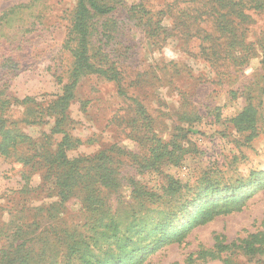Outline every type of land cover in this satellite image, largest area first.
<instances>
[{
	"label": "rangeland",
	"instance_id": "obj_1",
	"mask_svg": "<svg viewBox=\"0 0 264 264\" xmlns=\"http://www.w3.org/2000/svg\"><path fill=\"white\" fill-rule=\"evenodd\" d=\"M99 2L0 0V264H264V0Z\"/></svg>",
	"mask_w": 264,
	"mask_h": 264
},
{
	"label": "trees",
	"instance_id": "obj_2",
	"mask_svg": "<svg viewBox=\"0 0 264 264\" xmlns=\"http://www.w3.org/2000/svg\"><path fill=\"white\" fill-rule=\"evenodd\" d=\"M78 4L76 6V11H75V16H74V27L73 30L75 31V34L78 35L79 39H80V45L84 48L85 50V45H83V42L85 40V37L87 35V18L89 16V13L91 11H94L98 14H107L111 11L112 8H109L107 6H101L99 0H77ZM228 31V30H227ZM228 45H230L231 47L233 46V42H230V44L228 43ZM212 51L216 53L217 56H220L221 54L217 51V49H215V46H212ZM229 49V47H228ZM214 53V54H215ZM77 64H78V68L79 69H84V67H87L88 69H90L91 67H89L88 65H86L87 63V59H86V55L84 53V51H82L81 53H78L77 55ZM93 68V67H92ZM94 70V69H93ZM112 77L117 78V74L115 73V70L112 69ZM72 94H69L67 96H65L63 98V100H69L70 96ZM4 105H5V101H3L0 98V117H3L4 115ZM140 112H143L142 110H140ZM248 112L249 110H245V112H243L242 114H240L237 118H235V122L237 123H241V125L243 123L248 124L250 121H246L244 122L245 118L248 117ZM61 114V116H64V110H61L59 112ZM40 114V112L38 110H31L30 115L28 116V118L31 119V123H36L39 119H38V115ZM143 114V113H142ZM3 120V119H1ZM3 123V122H2ZM240 125V124H239ZM56 128V127H55ZM54 128V133L56 135V129ZM59 133V132H57ZM1 134H3V140L1 143V151L3 153H7V149H8V145H12L15 146L16 142L14 140V142L11 139V133L10 130H2ZM51 146L50 143L45 144V145H39V146H34L35 151H37L39 157L44 158L47 162V164L49 165L50 162L47 159V156L50 155L52 152L49 150V147ZM72 147L70 138L68 137V135H65L63 138V141L61 142V144L59 145L60 151L58 152V157L57 159L60 161V163L64 162V163H68L67 159H66V155L64 152V148L65 149H69ZM168 154V153H167ZM167 154L163 155L167 157ZM170 155V153H169ZM54 158L53 156H50V161ZM170 161V160H167ZM53 167V166H52ZM49 171H51V168H48ZM50 172H46V175H49ZM59 181L60 178L58 177ZM63 181L65 182V180L63 179ZM66 181H69V177L67 178ZM214 212V209L212 210V213ZM218 214H216V212L213 213V216H216ZM211 216V215H209ZM249 252L251 253H255L256 249L253 248V246H251V244H247V248H246ZM139 262H129V264H138Z\"/></svg>",
	"mask_w": 264,
	"mask_h": 264
}]
</instances>
